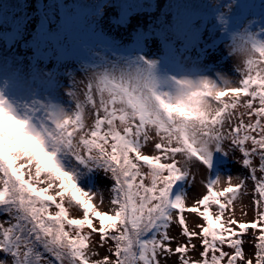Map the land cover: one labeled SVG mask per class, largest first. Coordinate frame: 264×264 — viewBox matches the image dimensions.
Here are the masks:
<instances>
[{"label":"snow or ice","instance_id":"6c2138e0","mask_svg":"<svg viewBox=\"0 0 264 264\" xmlns=\"http://www.w3.org/2000/svg\"><path fill=\"white\" fill-rule=\"evenodd\" d=\"M249 15L264 25V5L257 11L253 0H236L224 23L243 27ZM234 48L246 57L238 86L201 70L205 45L195 60L184 56L187 49H177L159 60L140 56L127 70H91L86 82L70 78L65 95L74 107L63 106L58 76L42 70L31 87H40L51 103L9 102L0 91V264H161L160 257L173 252L178 264H194L187 258L189 247L196 248L193 239L203 248L195 264H252L245 260L242 237L264 225V26ZM6 69L5 62L0 82L20 101L27 81ZM151 130L159 139L148 154ZM226 143L242 154L247 179L254 182L256 222L238 221L232 211L246 178L233 184L229 177L227 187L214 190L222 180L211 177L213 160L217 153L229 156ZM192 167L205 168L210 178L206 194L192 196L189 205L185 186ZM98 172L111 180L106 208L91 187ZM66 199L82 218H69ZM186 213L195 214L199 231L189 229ZM173 224L188 241L174 250ZM260 232L256 264H264V227ZM92 233L114 250L91 259Z\"/></svg>","mask_w":264,"mask_h":264},{"label":"trees","instance_id":"16d2710c","mask_svg":"<svg viewBox=\"0 0 264 264\" xmlns=\"http://www.w3.org/2000/svg\"><path fill=\"white\" fill-rule=\"evenodd\" d=\"M235 3L236 0H0V35L11 29V42L24 41V46L29 43L37 50L39 66L45 64L44 74L52 76L57 72L54 64L69 51L67 44L81 61L87 56L93 58L95 46L112 56L120 53L137 58L135 48L152 38L162 43L163 57L174 55L179 47L193 50L206 42L212 49L221 47L230 39L234 41L243 30L224 23L235 11ZM227 28L232 33L223 39Z\"/></svg>","mask_w":264,"mask_h":264},{"label":"rangeland","instance_id":"374dc122","mask_svg":"<svg viewBox=\"0 0 264 264\" xmlns=\"http://www.w3.org/2000/svg\"><path fill=\"white\" fill-rule=\"evenodd\" d=\"M253 2L256 4L257 11H259L261 6L264 5V0H253ZM262 26L264 25H262L261 18L258 15H249L245 25L242 27L243 30L241 33H238L234 41L230 39L226 41V43L221 47L215 49H212L210 46H208L210 44L207 42L204 43L201 48H196L193 50H188L185 47H179L178 49L181 51L187 49V51L184 53V56L191 57L193 60H195L199 56L200 52L204 49L205 45H207L208 53L199 61L201 70L205 72L208 78L218 79L222 75L223 78H226L230 84L233 86H238L240 75L245 70L246 57L242 53L238 54L234 46L235 44H243L244 39H246L248 35L260 34ZM10 31L11 29H8L7 34L4 36L0 35V66H3L6 62V70L9 73L15 74L21 80H26L27 86L22 84L19 89L18 95L20 96V101L12 100L5 90V85L3 82H0V91H4L5 98L9 99V102L43 104L47 100L49 103H51V98L47 97L40 87L35 89L31 87L32 81L36 79L38 70H42L44 73L43 67L45 64L39 66L40 59L37 56H34L35 50L29 43L24 46V41H18L16 43L11 42L9 34ZM231 33L232 29L227 28L223 39L228 38ZM258 38L261 37L258 36ZM67 47L69 51L64 55L63 59L60 62L54 64V67L57 69L55 74L58 76L59 82L62 86L59 89V95L61 100L64 102L63 106L66 108L74 107V102L71 101V98L65 95V93L69 90V85L71 84L70 78H74L76 81L86 82L88 75L90 74L86 73L91 70L102 71L103 69H107L110 65L112 67L117 66L118 71L127 70L128 62L135 61L140 56H145L146 58L155 60L163 58L161 54L163 45L154 38L140 43L134 50L137 58L132 59L128 56L126 57L121 55L120 53H118L117 56H112L109 53L102 52L100 46H95L93 49V58L89 59L90 57L87 56L88 58L86 60L81 61L73 55L71 50L72 47H70L68 44ZM125 58H128L129 60ZM256 58L257 57H253V59ZM181 59H183V57H181ZM122 60L127 61L121 64ZM37 84H41V81L37 80ZM82 87L83 85H80V88ZM73 90H77L78 94H81L78 89ZM228 98L229 97H222L221 99L227 100ZM213 103H215V101H213ZM245 119L247 118L245 117ZM87 122L91 124L93 119L89 118ZM150 134L152 139H150L145 145V150L148 154H151L154 151V144L158 142L159 139L155 136V130H151ZM248 147L250 148V145H248ZM225 148L229 151V156L226 157L220 153H217L213 160L211 177L214 179L216 176L221 175L222 180L221 184L218 185L214 190H222L224 187H227L229 177L232 178L233 184L241 177L246 178L244 181L246 187L241 189V196L238 202L235 203L234 209L232 211L234 218L238 221L247 223L256 222V213L252 202L254 198V182L251 179H247L249 175V169L242 167V154L238 150H233L227 143L225 144ZM252 159L253 167L257 168L256 175L259 177V157L255 156ZM24 171H27V169ZM191 172L192 177H190L187 185L185 186L186 196L188 197L186 204L189 205L194 202L192 200V196L198 193L206 194V184L210 178L208 170L203 167H192ZM39 186L42 187L43 185ZM91 187L95 191L97 198L96 202L100 204L101 207L106 208L107 202L110 199V178L103 172H98L93 177ZM68 195L70 196V193ZM57 200L59 201V198H57ZM101 200L103 203H101ZM65 206L68 208L69 218H82L80 214L81 210H77L75 205L69 207L67 204V199L65 200ZM185 215L189 229L199 231V229L196 227L199 220L194 218L195 214L186 213ZM2 219H5V217H0V220ZM94 225L98 227V221H94ZM261 227H264V225L258 224L256 229H248L242 237L244 241L243 251L245 253V260H251L252 264H256V245L259 243L257 237L261 234ZM83 231L84 233L90 232V230L87 228H85ZM180 232L181 229L178 224H173L170 226L169 235L175 238L173 243L170 245L173 250L176 248L177 243H188L186 238H183L180 235ZM190 243L195 244L196 248L192 249L189 247L187 258H189L195 264V262L200 261V254L203 252V248L201 247L200 239H193ZM89 248L95 251L96 255L91 256V259L95 260L107 255L108 249L114 250V245L112 242H108L106 245H101L99 234L92 233ZM224 251L229 252L231 250L225 246ZM0 258H2V256H0ZM178 260L179 256L174 252L167 257H160L161 264H178ZM224 264H226V260L224 261Z\"/></svg>","mask_w":264,"mask_h":264}]
</instances>
